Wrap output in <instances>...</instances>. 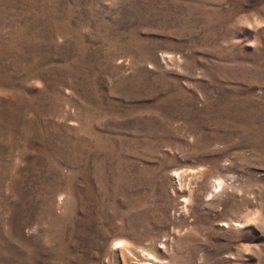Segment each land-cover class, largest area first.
Returning a JSON list of instances; mask_svg holds the SVG:
<instances>
[{
	"label": "rangeland",
	"instance_id": "374dc122",
	"mask_svg": "<svg viewBox=\"0 0 264 264\" xmlns=\"http://www.w3.org/2000/svg\"><path fill=\"white\" fill-rule=\"evenodd\" d=\"M0 264H264V0H0Z\"/></svg>",
	"mask_w": 264,
	"mask_h": 264
}]
</instances>
